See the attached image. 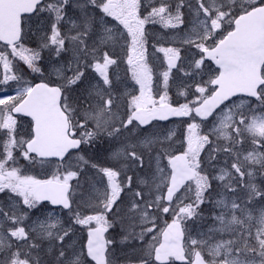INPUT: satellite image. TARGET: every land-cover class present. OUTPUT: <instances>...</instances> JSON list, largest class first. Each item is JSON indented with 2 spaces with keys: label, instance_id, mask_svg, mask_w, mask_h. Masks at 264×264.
I'll return each mask as SVG.
<instances>
[{
  "label": "snow or ice",
  "instance_id": "1",
  "mask_svg": "<svg viewBox=\"0 0 264 264\" xmlns=\"http://www.w3.org/2000/svg\"><path fill=\"white\" fill-rule=\"evenodd\" d=\"M0 67V264H115L117 228L128 264H264V0H0Z\"/></svg>",
  "mask_w": 264,
  "mask_h": 264
},
{
  "label": "rangeland",
  "instance_id": "2",
  "mask_svg": "<svg viewBox=\"0 0 264 264\" xmlns=\"http://www.w3.org/2000/svg\"><path fill=\"white\" fill-rule=\"evenodd\" d=\"M185 14H186V19H191L190 16H188L187 14V9L184 10ZM39 25L38 21H33L32 23V27L35 29L37 26ZM146 28L148 29L149 32V37H148V49H149V54L152 57L151 62L160 65L164 63V55L163 53H159V52H155V49L152 47V45L154 43H158V46H176V47H181L182 48V56L183 57H187L189 55V53L187 51H185L184 49H186L187 46H182L181 44H179L178 42L173 44L172 43V36L173 35H178L177 33H175L173 30H168L167 35L165 34V30L162 29L159 25H147ZM31 44H34V42H31ZM35 47V46H33ZM154 53V56H152V54ZM158 58V59H157ZM186 59H185V63H186ZM43 64V63H42ZM46 65V71H47V67H48V62L44 64V66ZM166 67V65H165ZM25 67L22 68L21 71H23L26 75H28V71L24 69ZM126 68V65H122L120 69H118L117 71L119 72L120 76L123 77L124 75V69ZM0 71H2V67H0ZM174 73V77H173V87L172 90L170 92V96L175 99L176 98V87L175 84L179 83L180 78L182 77V73L177 72L176 70L173 71ZM28 78V77H27ZM12 89H8V91H10ZM10 94H14V91H12ZM181 102H183V99L181 98ZM187 119V118H185ZM181 121H174L173 123H170L168 125H162L164 129L167 128H176L178 131H181V129H183L184 125H182L180 123ZM27 126V122H25L24 120L20 119V132L21 134L24 133V130ZM99 150V149H98ZM96 159L99 163H105L106 159H103V153L97 151L96 152ZM33 171H35L33 174H41V170L39 168V166H37L36 168L32 169ZM143 174V173H141ZM257 176V175H256ZM207 206V204H206ZM210 206V205H209ZM259 206H264V201H259L258 203V207ZM207 215L209 213V209L206 211ZM66 219V217H65ZM163 221H161V225H162ZM212 221L211 220H207L206 223L202 224V225H198L197 223H194L192 221L189 222L190 227L193 229V231L195 232V230L197 229V227L200 228H204L206 229L207 226L209 224H211ZM79 227V226H77ZM119 232V228H117L114 231H111V235L113 237H115V239L117 240V243L114 245V260H115V264H128V257H132L133 261L135 259L133 252L131 251L132 245L130 244H121L119 242L120 238L117 235V233ZM85 238H86V233L84 234ZM80 234L77 233V236L74 237L75 239H79Z\"/></svg>",
  "mask_w": 264,
  "mask_h": 264
},
{
  "label": "flooded vegetation",
  "instance_id": "3",
  "mask_svg": "<svg viewBox=\"0 0 264 264\" xmlns=\"http://www.w3.org/2000/svg\"><path fill=\"white\" fill-rule=\"evenodd\" d=\"M31 46H35V44H31ZM46 56H47V53H46ZM23 68V65L20 64V69L19 70H22ZM15 85L13 84V89H14ZM13 90H10L8 91V94H10ZM20 119L24 120L25 122H28V119H26L25 117H20ZM174 121H171V122H168V123H163V122H158L160 123L161 125H168L170 123H173ZM183 129H181L182 131ZM108 148V145L107 144H102V145H98V151L99 152H102L103 153V159H106V149ZM97 156V155H96ZM258 186H260L261 188H264V176H261L259 174H257V176L255 177V181H254ZM259 203V202H258ZM258 206V204H257Z\"/></svg>",
  "mask_w": 264,
  "mask_h": 264
},
{
  "label": "trees",
  "instance_id": "4",
  "mask_svg": "<svg viewBox=\"0 0 264 264\" xmlns=\"http://www.w3.org/2000/svg\"><path fill=\"white\" fill-rule=\"evenodd\" d=\"M44 55H45V60L42 62V63H43L42 66L45 68L46 65L44 66V64L48 62V57L46 56V53H45ZM22 65H23V64H22ZM23 67H25L24 69L27 70L28 73H29V74L27 75L28 79H35L36 82L39 81L38 74H32V73L30 72V70H28V69L26 68V66L23 65ZM45 71H46V68H45ZM201 207H202V209H203L205 215H207L206 211H207L211 206H209V205L206 206V204H205V205H202ZM205 223H206V222H205Z\"/></svg>",
  "mask_w": 264,
  "mask_h": 264
},
{
  "label": "water",
  "instance_id": "5",
  "mask_svg": "<svg viewBox=\"0 0 264 264\" xmlns=\"http://www.w3.org/2000/svg\"><path fill=\"white\" fill-rule=\"evenodd\" d=\"M25 118H27V117H25ZM27 119H29V118H27ZM174 119H182V118L172 117V118H170L169 121L174 120ZM165 122H168V121H165Z\"/></svg>",
  "mask_w": 264,
  "mask_h": 264
}]
</instances>
